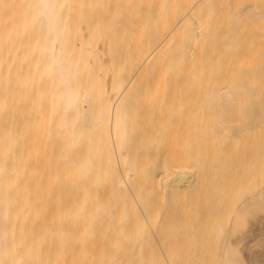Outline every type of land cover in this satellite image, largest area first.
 <instances>
[{"label": "bare ground", "instance_id": "1", "mask_svg": "<svg viewBox=\"0 0 264 264\" xmlns=\"http://www.w3.org/2000/svg\"><path fill=\"white\" fill-rule=\"evenodd\" d=\"M137 4L135 74L131 76L128 84L123 81L126 86H121L124 87L122 90L119 87L118 94L114 95V91L110 96L108 91L107 98L103 96L102 100L109 110L106 111L109 112L106 117L110 116L109 126H104L110 129L107 128L109 131L103 134L98 132L91 113L84 112L85 104L81 103L83 92L80 93L77 83H74L75 67L72 69L71 57L75 53H71V57L68 53L67 43L70 45L72 42H68L69 27L67 16L65 18L66 13L65 15L64 11L61 13L58 0H26L28 22L37 33L36 46L41 57L40 64L44 66L42 68L47 75L44 80L50 79L47 80L51 82L52 89L49 88L51 89L49 92L53 94L56 104L62 109L63 133L60 139L63 147L58 152V163L53 166H48L42 161L44 157L41 149L23 146L17 148L19 143L16 139L13 142L16 146L13 147L11 106L6 101H0V264H203L201 258H195L198 256L195 252H187V258L183 253L184 250L186 252L190 249L185 236L188 230L185 215L188 211L183 210V207L180 211L177 210L178 213L175 212L172 201L174 192L181 196L189 187L191 189L192 183L194 185L200 179L197 178L200 176L199 172L185 171L184 166L181 167L185 170L171 168L174 174L172 180L167 184L163 181L167 187V190L162 189L163 195L167 196L163 206L160 208L156 201L160 177L163 175L165 177L168 171L167 164L173 161V158L177 160L176 153H182L177 151L179 146L172 147L173 141L177 142L179 135L181 140L178 142L182 141L181 143L192 140V136H195L193 137L195 140L198 135L194 134H197L198 128L195 130L192 127L202 126L201 120V123L192 121V125L195 123L193 126L191 124L190 126L188 121V126L196 132L188 130L190 133L187 132L193 135H186L189 137L187 139L183 133L185 128L179 133L182 127L175 124L174 132L172 120L174 114L178 116L176 113L181 109L184 110L182 106L180 111L176 112L180 103L201 102L208 105L207 108L203 106V109L207 110L214 109V106L211 105L210 108L209 104L216 102L218 104L263 103L264 66H260L259 63L264 64V62L258 61L253 55L238 56L228 52L231 46H235L236 29L241 24L236 25L237 0H137ZM107 44L108 41L105 46ZM101 47L97 49L102 50ZM98 55H102V52L97 54V61H99ZM94 62L98 65V62ZM91 67L94 70V66H90V69ZM113 70L114 74L117 69L115 68L114 72ZM103 72L107 71L103 70L102 73L100 71L102 75ZM107 75L105 77L104 74L102 78L107 80ZM92 78L97 76L92 75ZM111 78L113 83V77ZM93 79H89L88 83L95 82V79L92 81ZM99 80H102L105 86V81L100 78ZM115 83L116 81L113 86ZM93 84L94 88L98 87V84L97 86ZM111 84L110 88L107 87L108 84L106 85L108 90L113 87ZM106 87H104L105 91ZM99 88L103 90L101 86ZM115 88H112V91ZM88 91L90 93V90ZM95 92L99 93L100 90L97 89ZM91 93L94 94L92 91ZM122 96L134 98L137 102L139 132L137 131L138 136L134 141L135 146L127 139L125 128L120 130L122 118L125 117L122 111L124 106L121 103L124 98ZM87 97L84 96V99ZM93 97L94 101L98 99V96L97 99ZM100 99L94 103L99 102ZM55 102L51 105L55 106ZM188 106H184L185 109H188L186 108ZM98 108L100 109V104ZM201 108L197 106L199 109L197 111L202 113ZM236 108L237 106L234 105L218 106V109L222 110ZM238 108L249 109L251 106H238ZM92 109L93 102L90 101L88 110ZM202 114L201 118H203ZM262 124L261 127L264 126V123ZM177 127L180 129L178 130ZM176 130H178L177 134H175ZM223 131L222 128L210 129L206 132L207 137L204 135L202 139L204 143L200 144L209 143L211 146L205 149L201 146L198 152L192 150L195 151V157L199 156L204 160L207 164L205 170L209 169L210 173H217V170L211 172L210 167L220 170L224 166L222 149L217 144L221 140L214 137L217 134L221 135ZM250 137L254 136L250 135ZM23 139L27 140L25 137ZM229 142L232 143L231 140ZM187 143H184L185 146ZM253 146L257 149L258 144ZM170 151H173L172 155L175 157L170 156ZM260 151L254 152H258L261 158ZM152 162L156 165L151 170ZM162 168L164 173L157 175L155 171L159 172ZM259 172L263 174L264 171ZM245 192H247L244 193L246 197L243 198L244 194L241 197L242 202L238 203L240 206L237 205L238 209L230 220L229 228L219 235V249L216 254L218 258L215 264H264V256L255 245L258 239V224L264 221V217L260 215V209L264 206V185L254 184ZM251 206L255 211L254 214L248 212L250 218L244 209L247 207L251 209ZM174 215L184 221L180 228L181 232L177 229L178 234L180 232L184 236L176 235V241L177 243L178 240H183L182 243L186 241L187 246L183 250L184 245L180 242L175 251L169 252L170 250L164 248L161 240L165 238L164 229L167 228L164 224L169 223ZM162 226H164L163 230ZM172 234L171 231V237ZM251 239L255 241L252 243L254 246L249 244ZM159 246L164 250L162 253Z\"/></svg>", "mask_w": 264, "mask_h": 264}, {"label": "rangeland", "instance_id": "2", "mask_svg": "<svg viewBox=\"0 0 264 264\" xmlns=\"http://www.w3.org/2000/svg\"><path fill=\"white\" fill-rule=\"evenodd\" d=\"M23 1H24V10H16V9H12V0H0V88H1L0 89V101H6L11 106L10 112L12 116V145L13 147L16 146L15 145L16 143H13L15 142V139H16V142L19 143V145L16 146L17 148H22L23 146V147H28L32 149H41L43 153V157H44L42 161H44L48 166H53L58 163V160H57L58 152L60 148L63 147L61 143L62 139H60L62 138V133H63V130L61 129L62 109L56 104L53 94H50L51 89H52L51 84H50L51 82L49 83V81H47L50 79L48 78L46 81L44 80L45 78H47V75H45L46 73H44L45 72L43 69L44 66L40 64L42 62H41L40 53L37 50V46H36L37 41L33 37L34 33L32 34V27H30L29 22L28 24L19 27L17 29L16 34L14 33V35H12L13 34L12 24L14 23V19L12 18V16L16 15V13L17 14L21 13L24 15V17L27 16L28 18L26 0H23ZM58 1H59L61 13L64 11V15L66 13L65 18L67 16L66 21L69 27L67 28L69 29V31L67 30L68 31V42H72V44L70 43L71 46L68 45L69 43H67L68 53L69 55L71 53L72 54L75 53L72 55V57L70 55V57L73 58L71 59L72 61L71 64H72V69L75 67V69L73 70L75 73V79L77 81L75 80L74 83L75 84L77 83L76 86H78L80 93L83 92L81 93V97H82L81 103H83L82 105L85 104L84 112L91 113L93 122L96 123L97 125L98 132L100 131L103 134H105L110 129L109 127H107L109 129L105 128L106 126H109L110 116H108L109 118L106 117L107 113H108L107 115H109V112H106V111H109V110L107 107H105V103L102 100L103 96L107 98L109 93L111 96V94L114 91H115L113 93L114 95L118 94L120 91V89L118 88L120 87L122 90L126 86L125 84H128L131 76L135 74V70H136L137 18H135V16L137 17V12H138L137 0H58ZM236 15H237L236 25L237 23L238 24L241 23V24H240V27H237L238 25L236 26L237 29H236V35H235V46H231L230 47L231 49H228V52L230 51L231 53L237 54L238 56L253 55L258 59V61L264 62V0H237ZM242 17H243V21H241ZM104 38H105V41H103ZM106 40L108 41V44L105 46V44L107 43ZM101 42L103 43L101 44ZM99 47H101L100 49L103 48L104 50L97 49ZM104 47L105 48L107 47L106 49L108 50H106ZM100 51L102 52V55L104 57L101 58L102 55H98L100 58L98 57L99 61H97V54H100ZM90 53H95V54L92 55ZM106 53L109 55V57H107ZM111 53L113 54V56H111L112 55ZM83 57H87V58H83ZM92 57L95 59H93ZM258 57H260V59ZM73 60L75 64L73 63ZM91 60L98 62V65L97 63L95 65V62L93 61L94 62L93 63ZM122 61L123 63H121ZM107 63H110V64H107ZM104 64H107L108 67L107 65H104ZM259 64L260 66H264V64H261V63ZM99 65L103 67H100ZM83 66L84 67L88 66L89 68L88 67L84 68ZM90 66H94V70H93V67H91L90 69ZM98 67H100L101 69L103 68V69L101 70ZM111 67H112V70L113 69L115 70V68L117 69L115 70V72L113 70L114 74L112 73ZM97 68L100 69L101 73L103 70L109 72L108 75H107V72L106 73L103 72V75L105 74V77L107 75V80L105 78H102L104 76L100 73V71ZM86 69H89V70H86ZM79 71H81L82 74H80L81 72L79 73ZM92 71H93V74H92ZM95 72H98V73L96 74ZM43 73L44 75H42ZM83 73L85 75L88 74L86 75L87 77L83 75ZM90 74L94 75V77L97 76V78H94L95 82H92L94 81V79L92 78V75ZM109 75H110V78H108ZM115 75L117 77H115ZM82 76H84V78ZM111 76L113 77V83L116 81L117 85L115 83L114 86H116L117 88L113 86ZM99 78L103 80L105 79L104 80L105 86L102 84L103 81L99 80ZM89 79L90 80L93 79L91 81L92 84L88 83L90 81ZM98 80L99 82H97ZM108 80H111V81H108ZM123 81L126 83L124 84ZM48 83L50 85H48ZM93 83H95L96 86L98 84V87L94 88ZM110 84L113 87H111V90H108L110 88ZM102 85L104 87H106L107 85V87L109 88L106 87V91H105V88ZM99 86H101L103 90L100 89ZM121 86H124V87H121ZM49 88L51 89L49 90ZM112 88H115V90L112 91ZM82 89L84 91H81ZM93 89L94 91L95 90L97 91V89H99L100 90L99 93H102V91L104 92L102 93V95L99 94L98 92H95L97 93L95 94ZM117 89H118V92H116ZM88 90H90V93L92 91L94 94L92 95L91 93L90 95ZM108 91L109 93H107ZM100 95L102 96L101 99H100ZM84 96L86 97L88 96L90 99L88 97L84 99ZM90 96H92V98ZM93 96H95V99H97V96H98V99L101 100V101L99 100V102H101L102 104L99 102H96L97 103L96 105V103L94 102L97 101L98 99L94 101ZM122 97H124L122 99L124 103L123 102L121 103L124 105V106L122 105L123 106L122 111H124L123 116H125L124 117L125 119L122 118V121H123L121 125L122 129L120 130H123V127L125 128L127 139L130 140L131 145H134L135 144L134 141H136V138L139 132L138 121H137L138 120L137 102H136V99L134 98H129L127 96H122ZM51 101L53 103L55 102L56 107L54 105H51L52 104ZM87 101L93 102V109L91 111L88 110ZM98 104H100L101 110L98 108ZM94 105H96V107ZM102 105H103L104 110L101 108ZM186 105L187 106L189 105L188 107H186L188 109H185L184 106ZM206 105L207 104H204V103L202 104L201 102L189 103V104L187 103L178 104L179 110L176 112H179L182 106L184 110L181 109L179 113L175 112L176 114H178V116L174 114V118L176 116L177 117L175 119L173 118L172 120L174 122V123L172 122L173 130L176 129L174 126L175 124L179 126L180 128L182 127L181 129L177 127V129L178 130L180 129V130L179 131L176 130L175 134H177L178 132L180 133V131L183 132L182 129L185 128L183 133L185 134V138H187L189 135H193L192 133L189 134L192 130L194 129L196 130V128H198L197 134L195 133L196 132L195 130L193 131L195 133L194 135L196 136L198 135L197 136L198 138L196 137V139L193 140V137L195 136H192V140L189 139L188 141L187 140L183 141L184 143L188 142L189 146H188V143L185 146L184 143H181L182 141L178 142V140H181L180 139L181 135H179V139L177 138L178 139L177 142L174 143L173 141L174 144L172 143V147L174 146L175 148L179 146L177 151H181L183 154L176 153L175 156L177 155V158H176L177 160L173 158L172 159L173 161H170L169 164H167L166 168L168 169V171L167 173H165L166 178L164 177V175L163 176L161 175L163 178L160 177V182H159L160 184L158 186L160 190L157 188L158 191H157L156 201L159 207L163 206L164 200L167 197L165 196L166 194L163 195L162 189L167 190V187H165L164 185L165 182L163 183V181H166V184H167L172 180V177L174 176L172 169L174 167H175V170H177L178 168V170L186 169L185 171H188V172H197V171L199 172L198 175L200 174V176H197V178H200L197 181L198 183L196 182L194 183V185L192 183L191 189L189 187V189L184 191L182 195L184 193L185 195L183 196L182 195L178 196L179 194H176V192H174L173 198H172L173 207L175 209V212H177V210L180 211V209H183V207H184L183 210L188 211L187 215H185L186 220H187L186 222L188 225V230L185 236H186V241L188 240L187 243L190 244L189 245L190 249H188L189 248L188 247L187 248L188 251L186 250V252H184L185 246H187L185 245L187 244L186 241L184 243H182L183 240L182 241L178 240V243L176 241V237H177L176 235H179V236L180 234L183 235L182 233H180L181 232L180 228H182L183 222H184V221L182 222V220H180L176 215H174L175 220L172 217L170 218L169 223H166V225L164 224L165 228L167 226L166 230L164 229V232H165L164 236L166 239L163 236L162 238H164L165 241L167 240L166 241L167 243L164 241V239L162 240L160 239V240L162 241L161 243L164 245V248L170 250L169 252L173 250L175 251V249L178 248L177 244L181 242L184 245L183 253L185 254V256L187 255V252L188 253L195 252L198 256L196 257L194 256V257L199 258V259L201 258L203 260V264H215L217 261L216 259L218 258V257L216 258L217 256L216 254H217V250L219 249L218 248L219 235L223 230L229 228L230 220L232 219V216L236 214V211H237L236 209H238L237 207L240 206L238 203L241 204L242 202L241 197L243 196L244 193L246 194L247 192L245 191H248V189L251 188V186H253L254 184H257V186L264 185V172H263L264 171V167H263L264 159H262L264 158L263 157L264 156V131H263L264 126L261 127V124L264 123L262 121V117H264V102L255 103V104L244 103V102L234 103V104H231V103H224V104L219 103L218 104L216 102L213 104H209L210 108L214 106V109L212 108L210 110L205 109L208 107V105L207 106ZM221 105H234V106H237V108L230 109V110L218 109V106H221ZM246 105L251 106V108L249 109L248 108H244V109L238 108V106H246ZM197 106L198 108L202 107L201 109H202L203 114L201 113V111H197L199 110L197 109ZM203 106L205 107L204 109H203ZM53 112H56L57 114L56 117H55L56 114ZM208 113H210L211 115ZM201 114L203 115L202 116L203 118H201ZM106 118H107V122H106ZM102 119L103 121H100ZM200 120L202 123L200 122ZM188 121H189V125L190 124L192 125L193 123L192 121L194 122L196 121V122H200L202 126L198 125L197 127V125H195V127H192L194 129H191V127L188 126ZM186 123H187V126H186ZM200 123H196V124H200ZM187 127L189 128L186 129ZM218 128L220 129L222 128V131L224 130L221 135L217 134L214 136L215 138H218L219 141L221 140L219 143L217 142V144L222 149V158H224L223 159L224 166H222L221 167L222 169L220 168V170L219 168L214 169L213 167L212 169L210 167L211 172L212 170L213 171L217 170L216 171L217 173L215 172L210 173L208 172L209 169L208 171L205 170V166L207 164L204 163V160L201 159V157L199 156L195 157L194 156L195 151L193 152L192 150L194 149L196 150V152H198L201 146H203V149H205V147L209 148V146H211L209 143L206 144L207 146L201 145L204 143V140L202 139L204 138V135L205 137H207L206 136L207 131H209L210 129L218 130ZM259 128L262 131H260ZM188 130L189 131L191 130V131L189 132ZM251 130L253 133L256 130H259V131L256 132L257 134L256 133L253 134ZM24 133L26 135H29L28 133H30V135L24 136ZM184 134L182 136H184ZM250 135L254 136L252 137L254 140L250 137ZM20 137L21 139H19ZM22 137L23 138L25 137V139L27 140L24 141ZM176 137H178V135H176ZM223 137L226 139H224ZM182 140H183V137H182ZM229 140H231L232 143L229 142ZM47 141H48V144H47ZM240 141L242 142L240 143ZM234 142L236 143L233 144ZM193 143H196V144H193ZM252 143L255 146L258 144V146H256L257 149L254 148ZM180 144L182 146H180ZM183 144L185 147H188L189 149L188 148L185 149ZM260 145H262L263 149ZM182 147L184 148V150ZM251 147L254 148V151L261 150L259 152L261 158L258 156L259 155L258 152L252 151L253 149ZM179 148L180 149L182 148V149L179 150ZM251 153H254V154L251 155ZM169 154L171 156L173 154V151H170ZM175 156L172 155L171 157H175ZM179 156L181 158H179ZM250 156H252V158ZM174 160H175V163H174ZM177 162H179L180 164ZM155 165L156 164L152 162L150 169L152 170L153 167H155ZM181 166L182 167L184 166L183 168L185 169H182ZM146 169L147 168H145V170ZM163 170L164 169L162 168V170L160 169L159 172L155 171V173H157V175H160L164 173ZM259 171H262L263 174H261V172ZM201 173L203 174L201 175ZM245 194L243 198L246 197ZM249 208L248 207L245 208L244 211L247 212V214L248 212H250V214L251 212L252 214H254V211H255L254 207L251 206V209ZM247 209L249 210L247 211ZM260 211H261L260 212L261 217H264V206L262 207V209H260ZM250 214H248V216ZM205 225H207L208 228L207 226L205 227ZM164 226H162V230ZM177 229L178 231H180L179 234L177 232ZM169 230L172 231L173 233L172 237L174 238V240L170 236L171 231L169 232ZM175 232L177 233L174 234ZM257 236H258L257 241L255 242L251 239L252 242L250 241L249 244L254 246V244L252 243L255 242L256 248L264 256V221L258 224ZM167 244L169 245L167 246ZM159 249H160V246H159ZM160 250H161L160 253L164 251L162 249Z\"/></svg>", "mask_w": 264, "mask_h": 264}, {"label": "crops", "instance_id": "3", "mask_svg": "<svg viewBox=\"0 0 264 264\" xmlns=\"http://www.w3.org/2000/svg\"><path fill=\"white\" fill-rule=\"evenodd\" d=\"M12 9L24 10V1L23 0H21V1L20 0H12ZM19 14L16 13V15L12 16V18L14 19V23L12 24L13 25L12 26V32H13L12 35H14V33L16 34L17 29L19 27L28 24V18H27V16L25 15L26 17H24L23 14H21V13H19ZM33 33H34V36L33 37L37 41L38 40V37H37V33H36V31H35L34 28H32V34Z\"/></svg>", "mask_w": 264, "mask_h": 264}]
</instances>
